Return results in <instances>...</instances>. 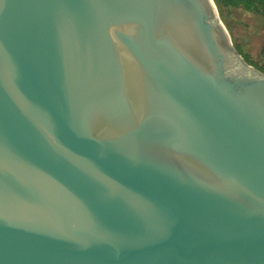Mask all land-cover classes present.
I'll list each match as a JSON object with an SVG mask.
<instances>
[{
  "label": "water",
  "instance_id": "obj_1",
  "mask_svg": "<svg viewBox=\"0 0 264 264\" xmlns=\"http://www.w3.org/2000/svg\"><path fill=\"white\" fill-rule=\"evenodd\" d=\"M0 264H264V72L214 0H0Z\"/></svg>",
  "mask_w": 264,
  "mask_h": 264
},
{
  "label": "rangeland",
  "instance_id": "obj_2",
  "mask_svg": "<svg viewBox=\"0 0 264 264\" xmlns=\"http://www.w3.org/2000/svg\"><path fill=\"white\" fill-rule=\"evenodd\" d=\"M233 42L241 46L252 62L264 66V19L243 9H225L220 14Z\"/></svg>",
  "mask_w": 264,
  "mask_h": 264
},
{
  "label": "trees",
  "instance_id": "obj_3",
  "mask_svg": "<svg viewBox=\"0 0 264 264\" xmlns=\"http://www.w3.org/2000/svg\"><path fill=\"white\" fill-rule=\"evenodd\" d=\"M219 13L222 14L225 9H243L247 12L254 13L264 19V0H214ZM238 51L243 55L245 60L264 72V66H260L255 62H252L250 57L245 53L241 46H236Z\"/></svg>",
  "mask_w": 264,
  "mask_h": 264
}]
</instances>
